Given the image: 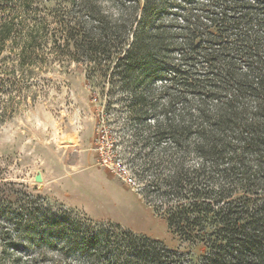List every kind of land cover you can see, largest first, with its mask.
I'll use <instances>...</instances> for the list:
<instances>
[{"label": "trees", "instance_id": "obj_1", "mask_svg": "<svg viewBox=\"0 0 264 264\" xmlns=\"http://www.w3.org/2000/svg\"><path fill=\"white\" fill-rule=\"evenodd\" d=\"M17 1L0 0V58L10 45L15 55L4 73L31 72L39 53L60 41L115 55L113 76L148 118L137 128L142 163L164 168L149 186L172 203L155 208L170 230L206 252L195 259L132 232L50 234L90 264H264V0H116L118 13L99 12L89 34L81 21L43 14L37 0ZM156 82L169 83L161 95L174 92L163 98L143 89ZM48 222L52 230L78 227Z\"/></svg>", "mask_w": 264, "mask_h": 264}, {"label": "rangeland", "instance_id": "obj_2", "mask_svg": "<svg viewBox=\"0 0 264 264\" xmlns=\"http://www.w3.org/2000/svg\"><path fill=\"white\" fill-rule=\"evenodd\" d=\"M38 1L45 15L83 22L78 28L85 34L93 32L99 12L110 16L119 10L116 0ZM78 28L71 32L78 34ZM83 46L60 41L52 53H39L40 65L31 72L4 73L13 67V45L0 58V264H90L50 232H132L200 257L206 247L170 230L162 212L170 197L162 199L149 186L164 168L142 163L137 128L148 118L136 113L132 91L113 76L116 56ZM168 84L146 83L143 89L160 96ZM147 122L152 124V117ZM189 158L194 163L195 157ZM39 171L41 183L34 179ZM31 207L38 208L35 215ZM54 218L78 227L52 230L48 220Z\"/></svg>", "mask_w": 264, "mask_h": 264}, {"label": "water", "instance_id": "obj_3", "mask_svg": "<svg viewBox=\"0 0 264 264\" xmlns=\"http://www.w3.org/2000/svg\"><path fill=\"white\" fill-rule=\"evenodd\" d=\"M34 179H35V182H37V183H41V182L43 181L44 178H43L42 173L39 171V172L35 175Z\"/></svg>", "mask_w": 264, "mask_h": 264}]
</instances>
